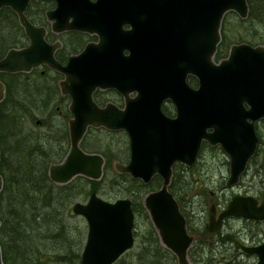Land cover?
I'll return each instance as SVG.
<instances>
[{
  "label": "water",
  "instance_id": "95a60500",
  "mask_svg": "<svg viewBox=\"0 0 264 264\" xmlns=\"http://www.w3.org/2000/svg\"><path fill=\"white\" fill-rule=\"evenodd\" d=\"M29 2L0 0V8L7 5L18 13L29 36L27 46L13 47L0 58V71H27L34 64L46 62L67 76L61 84L63 91L71 96L70 147L61 161L50 164V178L56 183L69 182L79 174L101 178L105 156L81 145L88 127L126 131L130 157L127 162L116 161L117 170L146 183L156 174L162 177L161 185L143 196V204L161 242L176 255L177 264H193L189 249L194 234L188 229L179 200L170 190L174 164L193 165L204 141L219 144L230 161L226 186L233 187L258 147L255 122L264 118V44L235 42L227 57L215 58L222 40L225 14L234 11L240 17H247L248 0H190L188 10L193 27L197 33H202V42L197 43L196 51L203 56L194 53L191 61L172 66L168 77L165 67L160 65L154 67L155 74L133 77V89L138 93L124 108L113 103L102 107L95 102L93 91L103 80L97 78L94 71L81 69L79 55H72L64 65L55 58L57 44L48 43L44 39L45 28L32 23L26 15ZM56 2L50 14L56 17L55 26L59 29L78 28L77 12L94 4L90 0ZM191 50L194 52L195 48ZM188 73L198 78L197 87L188 82ZM3 97L4 84L0 82V100ZM167 97L176 103L174 117L162 111L161 102ZM3 184L0 172V191ZM73 212L84 216L88 225L82 264H112L134 245L136 215L131 198L110 200L93 190L86 201L78 200L73 204ZM232 215L264 219V196L259 204L254 195L237 193L218 217L216 206L212 204L208 229L219 228L223 219ZM242 247L258 256L256 264H264V241ZM0 264H6L1 243Z\"/></svg>",
  "mask_w": 264,
  "mask_h": 264
},
{
  "label": "trees",
  "instance_id": "16d2710c",
  "mask_svg": "<svg viewBox=\"0 0 264 264\" xmlns=\"http://www.w3.org/2000/svg\"><path fill=\"white\" fill-rule=\"evenodd\" d=\"M248 3L249 13L245 18L234 11L225 14L221 28L222 40L215 55L216 59L226 55L230 48L229 43L232 42L225 33L230 14H235L234 24L243 30V34L235 40L264 44V0H248ZM0 24H18L17 16L10 7L0 9ZM0 32L7 33L2 30ZM8 41L10 44L14 40L0 41V52L5 51L9 45L6 44ZM38 97L32 99H40L39 108L43 118L37 117V113L32 111V100L27 103L30 107L25 109L19 106L17 110L8 109L3 105L4 100L0 106V172L4 177L0 191V243L6 264H82V250L88 225L84 216L73 212V204L90 195L93 190L107 199L122 196L132 199L136 215L135 243L112 264H177L176 255L161 242L143 204V196L158 188L162 177L156 174L146 183L140 178L132 177L128 172L118 171L117 168L112 172L107 168L110 152L117 161L129 160V140H125V144L119 148L115 145L112 135L122 137V133L126 132L105 127L89 128L87 133L97 131L99 135L95 138L94 134V138L89 139L86 134L81 145L88 151H97L105 156L102 177L92 179L79 174L69 182L56 183L49 176V166L61 161L69 150L68 118L72 114L65 111L62 115L53 110L49 112L52 115H49L44 111L49 97ZM26 118L33 125L26 127ZM38 119L41 120L40 123L37 122ZM261 123L258 126L260 145L251 159L249 169H254L253 175L261 180L264 189V158L258 157V154L264 155V119ZM101 134L107 137L110 135L105 144L100 142L91 145L86 141L108 140ZM182 165L180 162L174 164L170 190L179 200L187 217L188 229L193 233L190 226V217L194 214L192 212L199 208L203 210L206 202L201 196L202 193H189L187 180L178 175ZM226 238V235L221 234L213 240L220 243V240L227 241ZM209 240L204 242L205 247H208L205 252L209 251ZM191 251L190 247V258L194 264H198L195 253ZM224 258L227 260V257ZM219 264L233 262L221 261Z\"/></svg>",
  "mask_w": 264,
  "mask_h": 264
},
{
  "label": "flooded vegetation",
  "instance_id": "af4514ba",
  "mask_svg": "<svg viewBox=\"0 0 264 264\" xmlns=\"http://www.w3.org/2000/svg\"><path fill=\"white\" fill-rule=\"evenodd\" d=\"M90 1L94 3L91 8H86L84 5L85 8H80L77 12L78 28L59 29L55 26L56 17H52L50 13L57 6L56 0H30L25 12L32 23L45 28L44 39L50 44H57L54 55L61 64L68 63L72 55H79L81 69L94 71L96 77L103 80L93 91L95 102L102 107L113 103L120 108H124L128 100L138 93L137 90L133 89V77L137 76L139 78L153 74L154 67L157 65L165 67L164 73L168 77L171 75L172 66L191 61L195 54L203 56L201 52L197 53L196 51L197 43L202 42V33H197L193 27L195 26L192 21L193 18L189 16L191 13L189 14L190 9L188 10L190 0ZM12 10L17 16L18 24H0V30L7 32H0V41L5 42L10 39L14 41L10 44V41L6 43L9 45L4 52H0V54L2 53L0 58L13 47L20 48L29 44V36L25 27L21 24L18 13L14 9ZM72 19L73 16L70 17V20ZM191 48H195V51L193 52ZM228 53L229 50L226 55L219 59L227 57ZM156 74L158 73L156 72ZM64 80H67L66 74L46 62L34 64L27 71H0V82L4 84V97L0 100V106L4 100L3 105L8 109L14 108V110H17V106L25 109L30 107L27 103H31L32 100V111L40 113V99L33 101L32 98L44 96V98L49 97L48 104L44 107L45 112L52 115L49 112L57 110L64 115L65 111L71 112V96L63 91L61 84ZM187 80L194 87L199 85L198 78L192 73L187 74ZM161 108L163 113L169 117H174L177 114L176 103L170 97L162 100ZM69 119L70 117L68 122ZM263 119L255 122L259 136L258 147L261 141L258 126L262 124ZM40 121V119L37 120L38 123ZM91 127L104 126H89L88 129ZM252 157L248 161L244 173L249 171ZM258 157L264 158V155L258 154ZM242 188V190L234 193L231 198L237 193L252 194L258 199V203H261L264 196L261 180L252 182V185L242 183ZM231 198L224 197L222 203L218 201L219 203L212 202L210 204V208L212 204H215L217 217L227 207ZM210 208L205 219L203 215H200L197 219L194 218L197 216V210L192 212L194 214L190 217L191 221L194 218L195 222L197 221L200 224L197 225L199 230L204 229L201 241L204 243L210 238L209 253L211 255L205 252L208 249V247L205 248V243L204 245L202 242L199 243L198 248L195 250L196 263L212 264V262H215L219 264L221 261H230L233 264H256L258 256L247 252L242 246L256 245L264 241V236H261L260 230V224L264 223V219L232 215L225 217L219 228L209 230ZM235 221L241 223L239 229L236 230L233 228V222ZM227 223L232 229L227 228L223 232L222 228ZM221 234L226 235L227 241L220 240L219 243L213 240ZM194 239H197L195 235ZM229 251L230 254H228ZM224 256L227 257V260ZM230 256L231 258H229Z\"/></svg>",
  "mask_w": 264,
  "mask_h": 264
},
{
  "label": "rangeland",
  "instance_id": "374dc122",
  "mask_svg": "<svg viewBox=\"0 0 264 264\" xmlns=\"http://www.w3.org/2000/svg\"><path fill=\"white\" fill-rule=\"evenodd\" d=\"M235 14H230L228 15L227 19V24L225 27V33L227 35V38L232 40V42L229 43L231 45L234 42H239L241 40H235L238 38L241 34H243V30L239 26H235V20H234ZM218 60V58H217ZM37 117L43 118L44 116L41 115L40 113H37ZM33 125L32 122H30L27 118L25 119V126L30 127ZM88 132V131H87ZM89 136V139L95 138L98 134L97 131H92L90 133H86ZM85 134V135H86ZM114 136V143L116 146L119 148H122V146L125 144V140H129L128 134L127 133H122V137H119V135L112 134ZM101 136L104 138H107L108 140H86L89 142V144L94 145L98 144L100 142L106 143V141H109V136L101 134ZM124 141V142H122ZM103 150L105 149L104 146L102 147ZM117 149H115L116 151ZM110 155V162L107 168L109 170L116 171V159L113 157L114 155L112 152L109 153ZM183 165L181 166V171L178 173L181 177H183L186 182L188 183V191L190 194H193L195 192L197 193H202L203 200L206 202L205 208L203 210L199 208L197 210V216L194 217L197 219L200 215H203L204 219L207 218V213L210 208V204L212 202H218L220 201L221 203L224 201V197L230 199L231 196L236 193L239 190H242V183H247L249 185H252V182L257 181L258 178L254 176L253 174V169H249L247 173H244L241 177L240 183L236 184L233 187H228L226 186V179L229 174V167H230V161L227 153L224 151V149L220 145L212 146L208 144L207 142L204 143L201 153L198 156V159L196 163L192 166H187L186 164L182 163ZM254 176V177H253ZM254 179V180H253ZM245 180V181H244ZM190 187V189H189ZM199 195V197H201ZM89 195L82 198L81 201H86L88 199ZM122 197H127V196H122ZM114 200V199H110ZM208 203V204H207ZM219 203V202H218ZM194 218H192L191 223V229L194 231V235L197 237V239H194V242L191 245V250L195 253L196 248H198L199 243H201V236L203 230H199L197 228ZM241 226V223L239 221L233 222V228L239 229ZM227 228L232 229L230 225L227 223L225 224V227L222 228V231L225 232ZM260 230H261V236H264V223L260 224ZM141 231V228H140ZM212 238V237H211ZM203 243V242H202ZM207 248V245L206 247ZM208 250V249H206ZM191 251V252H192ZM208 254L209 251H207ZM230 254V251L228 252ZM249 260V259H247ZM192 261V259H191ZM251 261V260H250ZM255 261V260H254ZM254 261H252L254 263ZM194 264V262L192 261Z\"/></svg>",
  "mask_w": 264,
  "mask_h": 264
},
{
  "label": "bare ground",
  "instance_id": "6f19581e",
  "mask_svg": "<svg viewBox=\"0 0 264 264\" xmlns=\"http://www.w3.org/2000/svg\"><path fill=\"white\" fill-rule=\"evenodd\" d=\"M254 177V176H253ZM254 180V179H253ZM245 181V180H244ZM240 183V182H239ZM255 191V190H254ZM257 192V191H256ZM256 194H258V193H256ZM263 194V193H262ZM243 243V242H242ZM244 244V243H243ZM246 244V243H245ZM249 245V244H248ZM241 251V250H240ZM223 252V251H222ZM252 257V256H251ZM253 258V257H252Z\"/></svg>",
  "mask_w": 264,
  "mask_h": 264
}]
</instances>
